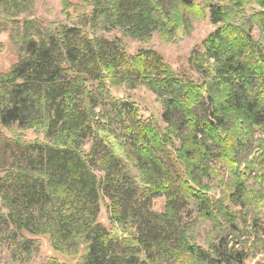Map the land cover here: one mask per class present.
Instances as JSON below:
<instances>
[{"label": "trees", "instance_id": "trees-1", "mask_svg": "<svg viewBox=\"0 0 264 264\" xmlns=\"http://www.w3.org/2000/svg\"><path fill=\"white\" fill-rule=\"evenodd\" d=\"M33 1L0 0V11L18 17ZM61 3L63 21H22L17 60L0 74V127L16 128L0 138V226L17 242L13 258L24 264L47 236L64 260L45 264H244L246 242L264 245V0ZM190 15L214 28L179 70L102 35L182 37ZM140 86L163 129L110 91ZM190 199L199 219L182 223ZM206 222L203 248L192 232Z\"/></svg>", "mask_w": 264, "mask_h": 264}, {"label": "rangeland", "instance_id": "rangeland-1", "mask_svg": "<svg viewBox=\"0 0 264 264\" xmlns=\"http://www.w3.org/2000/svg\"><path fill=\"white\" fill-rule=\"evenodd\" d=\"M71 3H75L77 0H69ZM197 3L202 4L203 0H196ZM189 18V17H188ZM9 19V20H8ZM23 20H32L34 23V30H43L53 21H63V4L61 0H34L31 2H25L22 4V11L18 17L11 15L7 16L4 12L0 11V74L7 73L11 66L17 60V51L20 44V37L16 34V28L20 27ZM190 26L185 36L179 37L173 33L163 34L162 32H154L149 42L143 43L137 40H132L128 37L122 36L120 32L115 30L103 33L102 35L109 40L112 38L121 39L126 51L129 54H133L139 48L153 49L160 53L164 59L175 69L179 70L181 65L186 61L189 52L193 48H202V42L206 38L207 34L214 28L213 24L206 17L203 20L195 15H190ZM13 23L11 24L10 22ZM17 22V24H16ZM100 35V34H99ZM111 94L118 99L130 101L136 105L140 111V116L143 119H152L157 123L158 127L163 129L166 124L160 118L161 106L156 100V96L145 87L140 86L138 88L129 90L121 88L120 90L111 89ZM111 129L118 132V126L116 123L111 125ZM16 132V128H1L0 138L2 136L12 137ZM264 136L260 132L255 133V138ZM36 138V135L30 131L26 134L25 140H31ZM223 172V171H221ZM217 178L210 180L208 184L211 189L208 191V197L215 200L221 196L220 191L224 189L225 185L220 186ZM223 195V194H222ZM153 206H157V210L162 211L163 198H155ZM197 208L195 207L194 200L188 201V206L182 211V223L194 222L197 217ZM107 213L104 206L100 209V219L107 222ZM199 229H195L192 232L195 242L201 247L205 248V239L209 236L206 234V230L210 227L208 222L202 224ZM189 232H191L189 230ZM11 228H7L4 224L0 226V264H21L20 260H15L12 256L11 249L16 242L13 239ZM39 248L36 250L32 248L34 253L29 257V260L24 264H45L48 258L57 256L60 260H64L62 256L53 251L51 242L47 236L39 238ZM256 242V243H255ZM247 258L244 264H264V245L259 241H253V243L246 242ZM36 251V252H35ZM63 262V261H61Z\"/></svg>", "mask_w": 264, "mask_h": 264}]
</instances>
